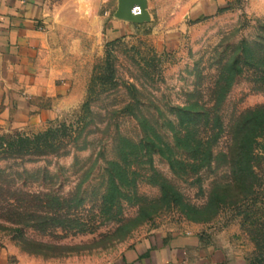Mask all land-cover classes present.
Segmentation results:
<instances>
[{"label": "rangeland", "instance_id": "obj_1", "mask_svg": "<svg viewBox=\"0 0 264 264\" xmlns=\"http://www.w3.org/2000/svg\"><path fill=\"white\" fill-rule=\"evenodd\" d=\"M52 4L62 16L55 63L82 98L39 131L0 122V135L70 126L46 153L0 152V250L15 264H104L151 232L177 231L212 245V264H250L261 219L242 210L258 209L262 195L234 204L244 186L223 156L196 168L178 138V108L213 107L225 129L264 104L242 45L264 34V0H149L152 19L141 24L114 19L117 0ZM238 59L242 71L228 77ZM219 78L234 79L213 106ZM228 143L221 135L215 153ZM216 186L220 206L210 202Z\"/></svg>", "mask_w": 264, "mask_h": 264}, {"label": "crops", "instance_id": "obj_2", "mask_svg": "<svg viewBox=\"0 0 264 264\" xmlns=\"http://www.w3.org/2000/svg\"><path fill=\"white\" fill-rule=\"evenodd\" d=\"M61 17L52 0H0V122L19 131L42 130L81 101L55 63ZM213 256L196 233L154 231L104 264H212ZM0 264H15L8 251Z\"/></svg>", "mask_w": 264, "mask_h": 264}, {"label": "trees", "instance_id": "obj_3", "mask_svg": "<svg viewBox=\"0 0 264 264\" xmlns=\"http://www.w3.org/2000/svg\"><path fill=\"white\" fill-rule=\"evenodd\" d=\"M223 9V8H219ZM244 46L243 62L260 75V80L264 82V34L259 36L258 41L252 47L246 41ZM240 59L234 65L228 67V77L234 76L235 72L242 71ZM105 80H112L114 76V66L111 58L107 56ZM234 78H219L216 82L214 94V104L216 106L228 92ZM88 106V102L84 104ZM199 107L195 111H190V107L178 108L181 117L182 129L178 133L180 141L184 142L188 149V155L197 162L196 168L204 164H211L219 155L226 158L232 174L231 182L244 186L242 194L234 204L262 199V206L253 209L248 206L244 209L250 218L253 214L260 213L259 223L256 228L258 236V251L252 258L250 264H264V175L259 167L264 160V104L249 108L242 112L235 121L228 127L223 128L220 116L215 114L210 108ZM202 110V109H201ZM199 119L201 125L194 127L193 121ZM190 124H192L190 126ZM70 126L66 123L57 126H50L47 129L32 135L16 133L15 135H0V152L10 154H23L28 152L46 153L54 149L63 137L67 136ZM221 135H228L229 143L226 152L215 153V144ZM221 187L216 186L210 196V202L217 205L224 204L225 200L220 194Z\"/></svg>", "mask_w": 264, "mask_h": 264}, {"label": "water", "instance_id": "obj_4", "mask_svg": "<svg viewBox=\"0 0 264 264\" xmlns=\"http://www.w3.org/2000/svg\"><path fill=\"white\" fill-rule=\"evenodd\" d=\"M137 7V10L135 8ZM114 19L126 23H146L152 19L149 0H117Z\"/></svg>", "mask_w": 264, "mask_h": 264}, {"label": "built area", "instance_id": "obj_5", "mask_svg": "<svg viewBox=\"0 0 264 264\" xmlns=\"http://www.w3.org/2000/svg\"><path fill=\"white\" fill-rule=\"evenodd\" d=\"M135 10H137V7L135 8Z\"/></svg>", "mask_w": 264, "mask_h": 264}]
</instances>
